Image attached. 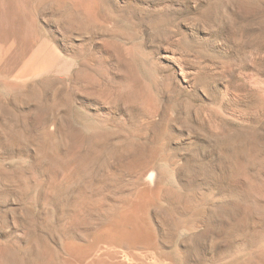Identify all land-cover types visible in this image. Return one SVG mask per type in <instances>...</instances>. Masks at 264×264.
Masks as SVG:
<instances>
[{
	"label": "rangeland",
	"instance_id": "1",
	"mask_svg": "<svg viewBox=\"0 0 264 264\" xmlns=\"http://www.w3.org/2000/svg\"><path fill=\"white\" fill-rule=\"evenodd\" d=\"M263 185L264 0H0V264L238 262Z\"/></svg>",
	"mask_w": 264,
	"mask_h": 264
},
{
	"label": "bare ground",
	"instance_id": "2",
	"mask_svg": "<svg viewBox=\"0 0 264 264\" xmlns=\"http://www.w3.org/2000/svg\"><path fill=\"white\" fill-rule=\"evenodd\" d=\"M139 164L140 163L133 162V163L130 164L129 168L131 170H133L136 167H139ZM149 168H150V166L145 164V165H143V167L141 169H144V170L148 171ZM126 174H128V171H127ZM262 187H264V185ZM262 192H264V190H262ZM145 205L146 204L144 202H141V204L138 203V202H134L133 205H132V211H133L132 213L135 214L134 217H127V218L126 217H118L117 221H115L116 224L114 226L113 225L108 226L105 229L106 233L108 234V236L105 237V242H107V243H113L114 242L113 245H115L116 241H119V242L120 241H129L128 243H133V242H137V241H141L142 240V241H144V243L146 241L147 242L148 241L151 242L154 239V233H153V231L150 232V229H148L150 227H146V226H143L141 224L142 220L140 218V215H141L140 213L144 212L145 207H146ZM249 208H251V207H249ZM78 212H79V208L77 206L76 213L79 214L80 212L79 213ZM245 212L246 213L244 214V216L246 218H248V220L249 219L255 220L256 223H259L260 225H262L261 229H264L263 228L264 227V207H262L260 209H247ZM144 214L142 216H144ZM158 220H159V218H158ZM249 222L250 221H248V223ZM123 225H125L127 228L126 227L124 228ZM256 226L257 225H255L254 227H256ZM98 230H99V228H98ZM257 239H258L257 242L254 244V246H253V248L251 250V252H252L251 256L246 257V258H244V259H242V260H240L238 262L236 261V262H233V263H230V264H264V231H261L260 236ZM103 240H104V238H103ZM116 243H118V242H116ZM98 245H99V241L98 240H96L93 244L89 245L88 247H85L81 243H78V242H70L69 244H65L63 246V249H62V252H63V255H64V259H63V262H61V264H86L87 260L96 251ZM148 245H150V243ZM237 253H238V251H237ZM50 260H52L51 261V263H52L53 259H50ZM50 260H49V262H50ZM87 264H110V263H108L107 260L106 261H102L101 260V261H95L94 263H87ZM115 264H124V262L119 261V262H116Z\"/></svg>",
	"mask_w": 264,
	"mask_h": 264
}]
</instances>
